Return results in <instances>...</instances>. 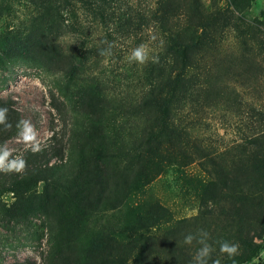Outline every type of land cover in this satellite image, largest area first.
<instances>
[{"label":"trees","instance_id":"16d2710c","mask_svg":"<svg viewBox=\"0 0 264 264\" xmlns=\"http://www.w3.org/2000/svg\"><path fill=\"white\" fill-rule=\"evenodd\" d=\"M154 3L146 14L114 0H42L40 16L47 29L43 38L52 55L41 53L39 61L43 67H55L64 74L66 87L60 90L72 107L71 125L65 147L26 150L22 155L26 166L21 172H0V197L10 194L13 198L9 205L2 203L6 216L27 217L35 210L46 214L49 246L43 264H150L148 251L153 237L148 230L162 227L172 215L157 197H142L136 192L160 177L182 180L202 205L215 198L219 187L227 185V171L213 161L209 168L200 162L201 175L187 172L198 151L190 130L176 121L181 106L197 99L203 89L193 71L213 49V9L207 10L199 0ZM230 3L227 5L233 12L243 10L239 1ZM87 16L96 25L100 22L108 36L114 28L134 35L143 29L157 34L158 50L152 56L156 59H148L137 77L144 87L137 92L134 104L128 100L112 107L101 82L86 75L91 52L95 51L96 63L103 48L100 38L88 47L84 27ZM49 17L57 26L62 24L75 32L80 43L58 51L60 42L50 34L54 25ZM111 22L112 29L108 26ZM248 40L242 37L240 43L247 45ZM260 42L264 49V37ZM12 58L6 39L0 35V70ZM86 80L88 83L83 84ZM203 82L205 88L211 87L208 71ZM204 92L208 95L211 90ZM0 107L8 109L6 124L11 125H0L2 147L5 140L18 135L16 125L21 118L1 98ZM132 115L136 125L131 124ZM246 153L247 163L239 169L250 172L256 179L255 186L264 192V149L255 146ZM64 154V162L50 163ZM129 173L132 177L128 179ZM103 211L112 215L93 224ZM174 221L180 225L186 218ZM237 228L234 236L241 241L243 251L233 259L240 264L251 260L253 253L245 252L249 249L239 224ZM166 232L159 236L171 234ZM218 241L212 260L233 264L219 251L225 237ZM263 249L264 237L255 252Z\"/></svg>","mask_w":264,"mask_h":264},{"label":"rangeland","instance_id":"374dc122","mask_svg":"<svg viewBox=\"0 0 264 264\" xmlns=\"http://www.w3.org/2000/svg\"><path fill=\"white\" fill-rule=\"evenodd\" d=\"M114 1L137 7L147 14L156 0ZM199 1L207 10L213 9V49L193 71L198 74L197 83L203 87L202 91L193 102L181 106L176 121L190 130L198 151L187 172L201 175L200 162L209 168L213 161L227 171V185L219 187L215 198L202 205L182 180L160 177L137 191L138 196L160 199L172 215L162 227L148 230L153 237L148 259L150 264H193L201 245L197 239L185 244L184 237L188 234L199 237L201 231L208 233V243L213 247L223 237L238 244L237 255H240L242 244L234 236L239 224L241 237L249 249L245 252L253 253L251 260L240 264H264V249L255 252L264 237V192L255 186L256 179L250 172L239 169L247 163L246 151L255 146L264 149V49L260 42V37H264V0H236L243 7L240 12H233L227 5L232 0ZM41 6L42 0H0V35L6 39L13 56L11 63L0 70V98L16 109L21 120L31 122L37 131L40 149L65 147L72 107L60 90L66 87L62 71L43 67L39 61L41 53L52 55L43 38L47 29L46 21L40 16ZM49 21L54 25L50 34L56 35L60 42L58 51H67L69 46L80 43L79 36L68 27L57 26L56 20L50 17ZM108 26L112 29V22ZM84 27L90 41L88 47L98 38L103 48L112 46V55L107 58L98 55L96 63L93 62L95 51L91 52L86 75L101 82L112 107L128 100L134 104L137 92L144 87L137 77L142 75L146 62H129L128 57L133 48L144 45L150 59L158 50L157 34L143 29L134 35L114 28L111 38L101 23L96 25L90 16L85 17ZM242 37L250 38L247 45L240 43ZM207 71L212 75V83L205 88ZM71 84L75 83L71 81ZM73 85L69 87L70 93ZM205 90H211L210 94L206 95ZM130 120L136 125L134 115ZM2 147L9 149L12 156H22L30 150L18 135L5 140ZM65 158L66 154L62 158L57 156L50 163L64 162ZM127 176L132 177L130 173ZM12 200L10 194L0 197V264H43L49 246L47 216L37 210L29 212L27 217L6 216L2 203L9 205ZM111 215V211H103L93 224ZM178 218L186 221L178 225L174 221ZM166 231L171 234L159 236ZM212 258L213 252L209 264Z\"/></svg>","mask_w":264,"mask_h":264},{"label":"clouds","instance_id":"9594fccd","mask_svg":"<svg viewBox=\"0 0 264 264\" xmlns=\"http://www.w3.org/2000/svg\"><path fill=\"white\" fill-rule=\"evenodd\" d=\"M74 43V42H73ZM111 44H108L106 48H102L98 51L100 56L110 57L112 55ZM129 62H136L138 64H144L149 59V52L146 50L144 45H139L133 48L128 57ZM155 60V57H152ZM8 109L5 107H0V125H5V127H11L10 124H6V114ZM18 129V136L26 145L30 146L32 152L40 150V143L37 139V131L34 126L28 120H20L16 125ZM26 166V161L22 156H12L11 151L5 147H0V171L3 172H21ZM194 239L201 247L197 250L196 255L193 260V264H209L211 259V254L214 248L208 243V233L201 231L199 237H195L193 234H188L184 237L185 244H191ZM239 246L236 243H230L228 241H223L219 243L220 253L226 254L229 260L235 261L233 257L238 254ZM211 264H220L218 259L212 260Z\"/></svg>","mask_w":264,"mask_h":264}]
</instances>
